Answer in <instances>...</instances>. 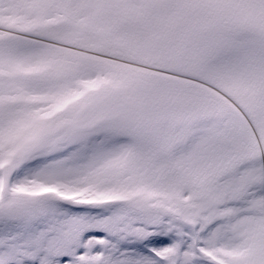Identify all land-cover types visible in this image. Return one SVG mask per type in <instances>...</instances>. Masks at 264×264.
Returning <instances> with one entry per match:
<instances>
[{"label":"snow or ice","instance_id":"6c2138e0","mask_svg":"<svg viewBox=\"0 0 264 264\" xmlns=\"http://www.w3.org/2000/svg\"><path fill=\"white\" fill-rule=\"evenodd\" d=\"M0 264H264V0H0Z\"/></svg>","mask_w":264,"mask_h":264}]
</instances>
